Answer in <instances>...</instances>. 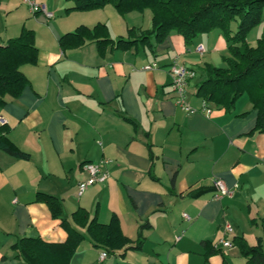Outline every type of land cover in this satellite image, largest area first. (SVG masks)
Returning a JSON list of instances; mask_svg holds the SVG:
<instances>
[{"label": "crops", "instance_id": "crops-1", "mask_svg": "<svg viewBox=\"0 0 264 264\" xmlns=\"http://www.w3.org/2000/svg\"><path fill=\"white\" fill-rule=\"evenodd\" d=\"M35 1L52 16L31 12L23 0H0V45L25 29L38 50L35 64L20 67L29 80L20 96L6 95L0 104V132L29 155L19 159L0 148V264H26L12 248L22 236L65 241L62 220L84 236L70 264L239 263L238 247L222 246L221 240L243 236L251 242L262 234L264 132L256 129L257 110L247 96L240 102L242 95L231 111L206 101L209 114L188 113L171 90L173 61L194 68L187 100L200 107L196 90L210 63L206 54L220 49L212 32L190 44L171 31L160 43L150 36L151 47L143 41L100 51L87 41L62 48L60 37L80 25L103 23L112 40L135 39L151 28L152 13L124 16L107 5L82 11L69 9L73 0ZM199 44L202 54L195 50ZM150 64L155 67L144 69ZM101 160L107 180L78 194L87 177L82 165ZM214 178L225 182L230 196L215 195ZM37 193L58 199V217L36 200ZM79 208L101 223L115 214L131 239L147 223L141 249L121 257L94 245L73 220ZM103 250L107 256L100 260Z\"/></svg>", "mask_w": 264, "mask_h": 264}, {"label": "trees", "instance_id": "trees-1", "mask_svg": "<svg viewBox=\"0 0 264 264\" xmlns=\"http://www.w3.org/2000/svg\"><path fill=\"white\" fill-rule=\"evenodd\" d=\"M107 4H112L122 15L149 9L152 13L151 28L141 31L135 39L118 38L114 41L109 38L103 23H97L93 28L80 25L60 37V46L77 47L87 41H94L101 51L107 46L127 49L137 42L146 41L151 47L150 36L154 42L160 43L171 31L180 33L185 42L190 44L200 34L220 30L226 38L230 55L224 58V66L204 65L196 96L231 111L236 101L246 94L252 108L257 110L256 129L264 132V31L255 45L247 42L249 31L264 23V0H73V6L69 9L86 11ZM232 23L235 24L234 29ZM131 32L133 28L129 30ZM37 53L34 35L25 29L5 45H0V104H5L6 95L13 98L20 96L29 82L20 67L23 64H35ZM0 148L15 158H29L28 153L15 147L2 132ZM36 200L44 202L53 217L60 215L59 201L55 196L37 193ZM72 217L74 222L85 227L94 245L103 246L107 251H118L123 257L128 250L142 247L141 231L147 223L141 224L136 238L131 239L122 232L115 214L107 223H101L95 216L89 218L86 210L79 208ZM61 225L67 232L63 242L22 236L12 248L26 264H70L84 236L66 220H62ZM231 242L238 247L245 264H264V225L255 243L248 242L243 236H234ZM204 245L208 247L207 242ZM218 250L211 248L209 252ZM223 264L230 263L224 260Z\"/></svg>", "mask_w": 264, "mask_h": 264}, {"label": "built area", "instance_id": "built-area-1", "mask_svg": "<svg viewBox=\"0 0 264 264\" xmlns=\"http://www.w3.org/2000/svg\"><path fill=\"white\" fill-rule=\"evenodd\" d=\"M23 2L29 7L30 11L33 13L40 12L43 13L47 17H51L52 13L47 11L46 7L43 4L36 3L35 0H23ZM195 50L202 54L204 52V47L202 44H199L195 47ZM155 67V64H150L144 66V69H151ZM169 70L172 74V82H171V90L175 95V103L181 109L188 113H194L196 111H204L206 114L210 113V108L207 106V102L202 100L200 107H193L187 100V84L188 81L196 76V70L194 68H190L182 63L177 61H173ZM264 163V160H263ZM106 161L101 160L98 162L88 161L82 165L84 172L87 174L85 180L81 181L77 187V193L82 194L84 190L95 183H103L107 180L109 173L105 166ZM215 188V195L217 197L220 196H230L232 190L225 184V182L221 178H214L212 182ZM183 218L189 220L190 217L188 214L183 213ZM225 231L230 233L232 231V226L229 223H225L224 225ZM180 235L176 236L175 239L179 240ZM222 246H231L230 239L221 240ZM107 256V251L103 250L99 254V259L103 260Z\"/></svg>", "mask_w": 264, "mask_h": 264}, {"label": "rangeland", "instance_id": "rangeland-1", "mask_svg": "<svg viewBox=\"0 0 264 264\" xmlns=\"http://www.w3.org/2000/svg\"><path fill=\"white\" fill-rule=\"evenodd\" d=\"M106 6V5H105ZM107 6H109V8H112L116 13L120 14L119 12L116 11V9L113 7L112 4H107ZM139 13H141L142 11H138ZM129 12L125 13L128 14ZM124 14V16H125ZM232 29L235 28V24L232 23L231 25ZM264 31V23H261L259 25H257L256 27H254L253 29H251L247 35V42L249 45H255L257 38L260 36L261 32ZM211 33V37H213V40L219 45L220 49L219 50H215V51H209L206 54L207 60L208 62H210L212 65L214 66H224L225 65V57H228L230 55L229 51H228V44L226 41V38L224 36V34L222 33V31L220 30H213L210 31ZM208 32V33H210ZM219 39V42H217ZM246 94H244L241 99L239 100L240 102H242L243 100L246 99ZM250 243H255V240L251 241ZM240 252V251H239ZM240 261L237 264H244V259L240 253V257H239Z\"/></svg>", "mask_w": 264, "mask_h": 264}]
</instances>
